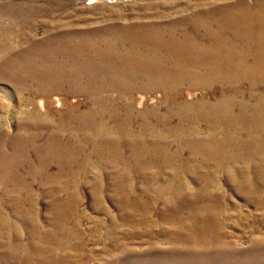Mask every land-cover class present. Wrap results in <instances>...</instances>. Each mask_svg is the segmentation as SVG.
Segmentation results:
<instances>
[{
    "label": "rangeland",
    "instance_id": "374dc122",
    "mask_svg": "<svg viewBox=\"0 0 264 264\" xmlns=\"http://www.w3.org/2000/svg\"><path fill=\"white\" fill-rule=\"evenodd\" d=\"M223 7L262 13L264 0H0V53L5 45L26 49L31 40H49L67 31L90 32L136 23L174 24L178 36L182 29L195 33V16L215 18ZM6 59L0 55V68L7 65ZM2 79L0 74V134L8 137L1 139L5 151L0 157V264H254L264 260V140L245 150V140L238 137L222 140L219 147L206 142L205 133H201L184 137L180 143L168 138L162 141L163 148H168L165 155L159 158L147 152L140 158L127 149L121 134H112L100 136L98 143L104 146L103 140L117 141L119 151L94 155L88 145L80 156L62 152V158L54 157L42 167L37 165L32 144L26 145L29 154L24 156L10 147L9 139L22 130L24 118L32 123L49 118V125L55 128L53 123L63 125L61 115L77 106L81 111L120 110L126 119L133 114L128 120L135 127L153 125L154 119L146 114L149 109L160 121L165 120L156 111L158 95H147L142 104L136 95L129 100L134 106L129 109L119 100L107 101L109 96L107 103L100 102V108L97 102L105 101V96L35 91L37 94L26 93L32 102L27 118L17 104L16 88ZM20 79L25 80V73ZM243 90L247 92L246 87ZM201 93L194 92L195 99ZM54 94L67 97L69 108L53 105L47 113L39 111L37 99ZM20 96L24 97V92ZM243 107L246 113L242 118L251 120L247 113L253 112L252 123L264 135V103L245 102ZM166 109V102L161 103V111ZM238 119L239 114L230 118L236 130ZM101 120L94 122L101 130L105 129L102 123L116 126L114 121ZM163 124L174 129L176 123ZM198 125L203 131L208 128L205 123ZM61 134L62 143L76 148V140ZM43 139L41 135L37 143ZM179 145L183 149L176 152ZM179 188L184 189L181 194L166 196L170 189ZM134 203L143 207L132 211ZM210 206L214 215L197 212ZM209 217L221 219L225 237L205 245L194 237L200 221ZM178 221L188 222L189 245L173 239L170 229ZM51 235L54 243L46 248L60 253L65 247L66 256L57 252L47 259L32 257L28 247L16 250L10 246L21 242L43 247L42 239ZM54 258L61 260L53 262Z\"/></svg>",
    "mask_w": 264,
    "mask_h": 264
},
{
    "label": "bare ground",
    "instance_id": "6f19581e",
    "mask_svg": "<svg viewBox=\"0 0 264 264\" xmlns=\"http://www.w3.org/2000/svg\"><path fill=\"white\" fill-rule=\"evenodd\" d=\"M242 11L223 7L215 18L199 14L193 18L192 26L196 32L182 29L179 36L174 24L165 26L148 22L90 32L67 31L56 34L49 40H31L26 49H14L13 45H5L0 55L7 57V65L0 68V74L4 76L3 82L9 81L16 88L21 98H17V104L24 117H30L32 103L26 93L38 91L65 92L72 96L89 93L98 98L105 96V101L97 102L99 106L107 103L106 98L109 96L107 101L119 100L129 109L134 108L129 100H133L136 95H140L138 100L142 104L147 95L156 93V111L158 109L165 119L160 121V117L149 109L146 114L154 119L155 124L144 123L135 127L131 125V119L128 120L133 114L126 119L121 116L120 110L105 112L100 106L99 110L81 111L76 106L61 115L63 125L60 122L53 123L55 128L49 125V118L37 123L26 122L24 118L23 123H20L22 130L9 139L10 147L24 156L29 154L26 145L32 144L37 153V165L42 167L54 157L62 158V152L77 153L80 156L88 145H92L90 153L94 155L119 151L121 147L117 141L102 139L104 146L98 143L100 136L112 134H121L125 138L127 149L140 158L147 152L156 157L165 155L168 148H163L162 141L168 138L180 143L184 137L200 136L201 133H205L202 136L205 141L218 144L219 147L222 140L229 141L238 137L245 140L244 149L251 150L255 142L264 140V135L252 123V118L255 117L253 112L247 113L251 120L242 118L246 113L243 105L245 102L257 105L264 103L260 92L262 84L264 86V12ZM27 58L31 60L24 61ZM19 72L25 73V80L20 79L22 74L20 77L16 75ZM245 87L247 92L243 90ZM198 91L202 92L201 97L195 99L194 92ZM22 92L24 97L20 96ZM112 93L117 95L113 96ZM5 96L7 100H11L10 96ZM164 102L167 109L161 111V103ZM53 105L66 110L69 108V101L63 94L37 99L39 111L47 113ZM236 114H239L238 130L230 121ZM101 118L114 121L116 126L111 128L102 123L105 129L101 130L94 124L102 122ZM172 121L176 123L174 129L161 125ZM198 123H205L207 130L203 131ZM161 126H164L163 129ZM62 132L66 133V139L76 140V148L70 149L67 143H62ZM41 135L45 141L38 144V137ZM199 136L197 137L200 138ZM7 137L0 134V157L5 151L1 139L5 140ZM177 147L179 151L176 152L183 149L181 145ZM196 147L193 146L198 149ZM30 165L33 166L32 163ZM183 190L170 189L166 196L179 195ZM143 195L140 192L142 200ZM138 206L139 209L143 207L134 203L130 208L135 211ZM213 209L212 206L204 207L197 212H208L211 216L214 215ZM220 220L209 217L200 221L194 237L199 241H193L206 245L211 241L215 243L224 239L225 228ZM170 232L175 235V241H182L187 245L192 243V238L185 233L188 232L187 221H178ZM53 239L52 235L42 239L43 247L28 243L26 246L21 242L10 246L16 250L28 247L32 257L35 254L47 259V255L58 252L46 248L47 244L54 243ZM65 251L64 247L58 253L66 256ZM192 256L196 258L198 254ZM60 260L54 258L53 262ZM254 264H264V260Z\"/></svg>",
    "mask_w": 264,
    "mask_h": 264
}]
</instances>
